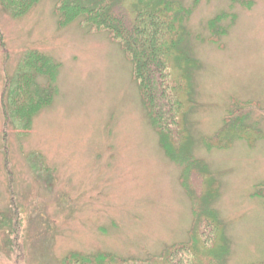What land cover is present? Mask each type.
<instances>
[{
	"label": "rangeland",
	"instance_id": "1",
	"mask_svg": "<svg viewBox=\"0 0 264 264\" xmlns=\"http://www.w3.org/2000/svg\"><path fill=\"white\" fill-rule=\"evenodd\" d=\"M182 2L197 65L192 100L167 129L178 136L165 143L158 93L146 100L108 32L60 24L56 0H33L20 14L0 1V264L16 260L13 213L22 264H65L74 252L147 257L189 239L202 207L194 194L207 191L224 223L223 264H264V0ZM34 51L50 76L29 66ZM31 74L51 91L40 105L29 82L16 83ZM7 91L28 93V121ZM188 142L182 162L170 150L182 157ZM198 225L215 233L206 217ZM173 253L182 259L185 249Z\"/></svg>",
	"mask_w": 264,
	"mask_h": 264
},
{
	"label": "trees",
	"instance_id": "2",
	"mask_svg": "<svg viewBox=\"0 0 264 264\" xmlns=\"http://www.w3.org/2000/svg\"><path fill=\"white\" fill-rule=\"evenodd\" d=\"M0 1L4 2L2 4L4 7L20 14L25 12L33 0ZM12 2L15 4H11ZM56 7L60 24L72 23L78 19L90 30L99 29L109 33L110 38L120 45L134 64L136 72L143 81L141 87L146 100L152 99L154 92L158 93V97H156L158 105L154 106V111L159 109V104L164 109L165 117L159 123L157 122L164 142L167 143L168 140L170 142L171 138L174 139L173 137L178 136V128L167 129L173 123L172 120L176 119L177 121L179 116H182V111L192 100L190 99L192 87L189 76L192 68L197 65L196 60L192 58L188 39H186L185 21L188 9L182 0H56ZM69 17L73 19H69ZM184 44L187 46L184 47ZM44 55L34 51L31 54L28 53L25 59L29 62V66L37 68L38 72L43 70L40 73L44 76L45 74L50 76L53 70L43 69L47 66ZM27 82L30 83L31 89L35 90L34 98L31 97L33 104L40 105L48 101L51 93L48 89L49 85L46 87L40 85V81L36 80L33 74L22 75L16 81L19 88L26 86ZM169 91L171 94L167 93ZM6 96L9 99L16 98L13 100V112L17 114V117L28 121L30 118L27 107L30 100L28 93L22 92L19 96H13L7 91ZM166 107L171 108L170 113L166 111ZM226 131L228 132V130ZM185 133L188 134L189 130ZM169 135H171L170 138ZM183 139L181 136L174 142V145L179 147ZM190 144L188 142L182 146L180 150L183 154L182 157L176 156L174 150H170V152L174 157L184 162L185 157L190 155ZM185 163L188 164V168L194 161L187 160ZM192 168L193 171L198 170L203 173L204 178L210 177L208 171L202 170L199 164H193ZM263 190L264 184L258 186V192ZM194 196L196 203L200 201L202 207L196 208V222L190 230L189 239L184 243L173 245L174 247L168 246L163 252L147 257L116 256L108 252L95 254L74 252L67 256L65 264H223L227 252V240L221 231L224 223L210 204L212 193L207 191L205 195L198 193ZM12 216L14 217V220H11L13 227L9 236L11 246L17 250L14 264H22L20 260H23V257L22 254H19L22 252V248L12 241L13 235L18 236V217L14 213ZM204 217L209 222H213L216 227L215 233L208 235L200 228L198 224ZM2 223L4 221L1 220L0 226ZM178 246L185 249V256L182 259L171 258ZM173 255L176 254L173 253Z\"/></svg>",
	"mask_w": 264,
	"mask_h": 264
}]
</instances>
